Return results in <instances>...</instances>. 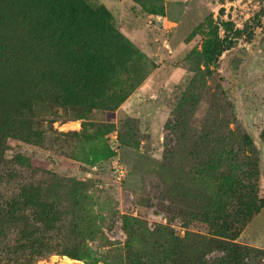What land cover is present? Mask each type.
I'll use <instances>...</instances> for the list:
<instances>
[{
  "label": "rangeland",
  "instance_id": "1",
  "mask_svg": "<svg viewBox=\"0 0 264 264\" xmlns=\"http://www.w3.org/2000/svg\"><path fill=\"white\" fill-rule=\"evenodd\" d=\"M83 1L98 16L61 0L45 44L30 22L47 0H0V125L24 103L38 119L6 140L31 168L0 201L25 183L60 207L47 245L61 252L36 264H264V0ZM74 25L97 28L109 62L65 50ZM44 57L63 58L61 76L47 80ZM228 131L258 159L246 223L226 219L247 208L231 177L248 170L224 161Z\"/></svg>",
  "mask_w": 264,
  "mask_h": 264
},
{
  "label": "trees",
  "instance_id": "2",
  "mask_svg": "<svg viewBox=\"0 0 264 264\" xmlns=\"http://www.w3.org/2000/svg\"><path fill=\"white\" fill-rule=\"evenodd\" d=\"M67 1L73 4L75 11L89 20L98 16L83 0ZM60 4L61 0H47L46 5L37 10L34 20L32 18L30 22V27L39 32L45 44H48L46 36L60 34L64 29L62 25H56L60 19ZM104 29L110 36L117 35L107 25ZM71 30L75 37L72 42L66 44V51H71L86 60H90L91 57H100L104 62H109L112 51L103 46L102 43L96 44V27L74 25ZM230 46H224L221 52L230 49ZM47 61V57L42 60L47 80L51 78V75L61 76L64 71L63 58L54 59V64L50 66L46 65L45 62ZM110 68L114 69L115 66L110 64ZM34 79L35 77L25 79L22 81V85L33 87ZM9 110V117L3 118L0 125V187L7 186L5 183H11L16 177H23L31 168L27 164L8 160L5 157L6 140L9 134L16 132L23 135L38 134L32 127L38 120L37 115L29 104L17 105ZM227 134V142L230 147L225 152L224 161L229 167L235 166L233 171L236 174L246 170H242L240 167L246 168L247 166L248 170L243 176L234 177L232 175L231 177L234 183L232 185V203L242 204V209L245 204L247 208L240 209L241 212L238 213L236 207L232 206L234 210L228 211L226 219L231 221L236 211V215L242 216L243 223H246L261 209L256 202L252 206L248 205V200L253 194L258 159L253 142L248 135L245 133L234 134L231 131H228ZM262 139L264 141V131L262 132ZM20 179L18 178V180ZM39 187L40 185L21 184L19 188L16 187L17 193L12 199L0 201V264H36L54 253L61 252L47 245L49 241H52L54 225L61 221V217H59L60 207L40 200ZM240 230V227L235 230L237 235ZM62 254L73 259L82 258L81 255L68 251H63Z\"/></svg>",
  "mask_w": 264,
  "mask_h": 264
},
{
  "label": "bare ground",
  "instance_id": "3",
  "mask_svg": "<svg viewBox=\"0 0 264 264\" xmlns=\"http://www.w3.org/2000/svg\"><path fill=\"white\" fill-rule=\"evenodd\" d=\"M65 259H66V258H65ZM67 261H68V260H67ZM67 261H66V262H67ZM69 264H81V263H73V262H69Z\"/></svg>",
  "mask_w": 264,
  "mask_h": 264
}]
</instances>
